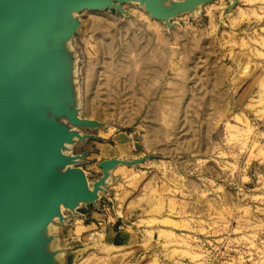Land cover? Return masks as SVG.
I'll return each instance as SVG.
<instances>
[{"label": "rangeland", "instance_id": "374dc122", "mask_svg": "<svg viewBox=\"0 0 264 264\" xmlns=\"http://www.w3.org/2000/svg\"><path fill=\"white\" fill-rule=\"evenodd\" d=\"M233 3L171 26L135 3L78 13L76 106L100 127L70 152L86 154L90 182L110 157L149 159L119 166L65 231L97 212L134 228L140 250L124 257L94 234L71 243L73 264H264V0Z\"/></svg>", "mask_w": 264, "mask_h": 264}, {"label": "water", "instance_id": "95a60500", "mask_svg": "<svg viewBox=\"0 0 264 264\" xmlns=\"http://www.w3.org/2000/svg\"><path fill=\"white\" fill-rule=\"evenodd\" d=\"M214 1L0 0V264H61L71 251L65 231L85 217L81 207H97L119 166L149 159L102 161L90 187L80 167L86 154L70 152L93 138L81 130L100 127L76 106L67 44L80 27L78 13H124V5L140 2L171 26Z\"/></svg>", "mask_w": 264, "mask_h": 264}, {"label": "crops", "instance_id": "0c3cea01", "mask_svg": "<svg viewBox=\"0 0 264 264\" xmlns=\"http://www.w3.org/2000/svg\"><path fill=\"white\" fill-rule=\"evenodd\" d=\"M117 157H110L113 159ZM89 218L95 219V222L85 224L81 220L80 225H75L72 229L68 231L66 235V245L71 249L67 257L61 264H73L75 261V254L77 251L74 247H70L71 243L81 242L82 239L90 238L92 235H98V240L101 242V246L106 249L121 251L124 257L133 256L137 254L138 247L143 245L138 243V237L135 235L136 232L134 228H131L126 224L125 221L121 219L109 220L105 215L99 214L97 212L87 213ZM108 219V220H107ZM93 230H98V232H92ZM148 233H151L148 231ZM77 245V244H76ZM120 258V257H119Z\"/></svg>", "mask_w": 264, "mask_h": 264}, {"label": "bare ground", "instance_id": "6f19581e", "mask_svg": "<svg viewBox=\"0 0 264 264\" xmlns=\"http://www.w3.org/2000/svg\"><path fill=\"white\" fill-rule=\"evenodd\" d=\"M231 1H233V0H231ZM234 2V1H233ZM133 3H135V4H139V6L142 8V9H144V11H145V8H144V5L143 4H141L140 2H132V3H129V4H133ZM200 9V7H198V8H196V10H195V12H192V13H196V12H198V10ZM146 12V11H145ZM148 14V13H147ZM149 15V14H148ZM150 16V15H149ZM76 17V14H73L72 15V19H74ZM153 19V18H152ZM154 20H156V19H154ZM156 21H159V20H156ZM160 22H164V21H160ZM165 23V22H164ZM89 185H90V187H92L93 186V183L92 182H90L89 181ZM64 211V208L62 207V212Z\"/></svg>", "mask_w": 264, "mask_h": 264}]
</instances>
